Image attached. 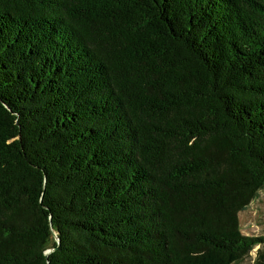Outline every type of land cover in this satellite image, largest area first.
<instances>
[{
  "label": "trees",
  "instance_id": "trees-1",
  "mask_svg": "<svg viewBox=\"0 0 264 264\" xmlns=\"http://www.w3.org/2000/svg\"><path fill=\"white\" fill-rule=\"evenodd\" d=\"M260 191L264 0H0V264H264Z\"/></svg>",
  "mask_w": 264,
  "mask_h": 264
},
{
  "label": "rangeland",
  "instance_id": "rangeland-1",
  "mask_svg": "<svg viewBox=\"0 0 264 264\" xmlns=\"http://www.w3.org/2000/svg\"><path fill=\"white\" fill-rule=\"evenodd\" d=\"M239 225L242 234L257 237H264V192L260 191L259 195L252 201L250 206L243 212L239 213ZM255 248L249 257L239 264H252L255 258Z\"/></svg>",
  "mask_w": 264,
  "mask_h": 264
},
{
  "label": "water",
  "instance_id": "water-1",
  "mask_svg": "<svg viewBox=\"0 0 264 264\" xmlns=\"http://www.w3.org/2000/svg\"><path fill=\"white\" fill-rule=\"evenodd\" d=\"M52 252V250H48L47 252H46V254H49V253H51Z\"/></svg>",
  "mask_w": 264,
  "mask_h": 264
}]
</instances>
